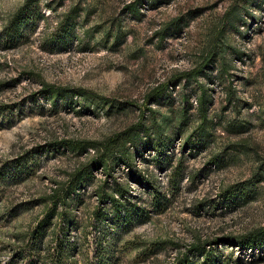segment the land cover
<instances>
[{
	"label": "rangeland",
	"instance_id": "obj_1",
	"mask_svg": "<svg viewBox=\"0 0 264 264\" xmlns=\"http://www.w3.org/2000/svg\"><path fill=\"white\" fill-rule=\"evenodd\" d=\"M25 1L0 0V264L53 208V192L130 128L139 143L172 140L169 158L159 164L145 151L133 168L83 181L68 207L78 264H264V0H40L35 21L4 33ZM66 141L101 150L79 155ZM119 184L130 185L132 211L144 210L130 225L99 199ZM251 234L260 246L228 243ZM51 239L48 230L40 243Z\"/></svg>",
	"mask_w": 264,
	"mask_h": 264
},
{
	"label": "trees",
	"instance_id": "obj_2",
	"mask_svg": "<svg viewBox=\"0 0 264 264\" xmlns=\"http://www.w3.org/2000/svg\"><path fill=\"white\" fill-rule=\"evenodd\" d=\"M39 4L40 0H26L24 5L18 9L16 14L11 19L9 25H7L4 29V33L12 32L19 30L24 27L27 23L31 21H35L39 16ZM70 31L71 29L68 28ZM48 94L51 93L52 97H65V91L47 88ZM164 88L160 86L153 90L147 96V102H155L163 93ZM78 96H83V93H78ZM210 95L207 91H204L200 98V110L203 121L207 122V114ZM56 105V103H55ZM205 124L202 122L201 129ZM201 130V131H202ZM149 133L148 130H146ZM140 137V132L137 129L130 128L125 132L118 134L116 137L110 139L108 142L101 144L103 147L102 153L85 168V170L80 169L72 178L71 182L68 186L60 191H54V201L53 208L49 209L46 213L45 217L37 224V226L28 234L26 238V244L22 246L19 250L15 252L9 264H78L76 261V253L79 254L80 251L76 244V242L71 241V232L72 227L75 225L74 218L72 213L68 210V207L72 206L74 201V197L72 195H76L77 191L83 187V181L86 178H91L93 173L102 169L105 174L111 176L110 173L114 172V168L116 166H121L123 164H127L130 168H133V160L137 157H143V153L145 151H156V156L154 161H157L159 164H163L164 158H169L167 151L170 149V144L172 140H165L166 142L160 139L159 142H156L155 139L150 137L149 140H145V142H137ZM147 137V136H145ZM169 139V137H167ZM62 144L69 147L72 151L77 154H82L86 152L89 148L97 149L98 144L94 142H63ZM129 144H131L129 147ZM188 147V146H187ZM100 151L101 149H97ZM184 159H180L179 164L176 167L172 168V184L176 189L179 186L180 181L184 177V167H183ZM134 171V170H133ZM131 173L132 178L135 181H138L142 187L146 185L145 179L141 178L137 173ZM149 189L154 191V194L158 196L160 194V190L152 186L150 184L147 185ZM173 188V189H174ZM237 186L231 187L225 191L224 194L227 195V198L234 195L235 192H238ZM130 185H118V189H114L113 193H102L99 196V199L104 201L106 199L109 204L115 207L117 211L116 215L112 217L113 221H119L120 224L123 220L129 221L125 222V225H130V220L135 218H141L144 210L140 208V210L132 211V209H136V207L132 206V200L129 199V195L131 194ZM158 206H160V202H156ZM59 206L65 207L61 212H57ZM58 217L59 223L53 227V220ZM96 221L102 222L107 216L104 212L100 211L96 214ZM120 220H122L120 222ZM122 224V223H121ZM111 225H115L111 223ZM48 230L51 233V241L49 244L44 245L40 243L45 234H48ZM264 232V229L261 233ZM232 246L235 245L237 247H241L243 249H250L257 246H260L257 241V235L251 234L250 236L241 238L240 240L230 241L228 242ZM77 249V250H76ZM102 254L107 255V249L101 248ZM194 252L200 253V255L206 256V249L201 247L200 245L194 246ZM109 256V255H108ZM111 257V256H110ZM209 259H207L208 261ZM206 261V262H207ZM204 262V264H206ZM191 260L188 256H184L182 260L178 264H191Z\"/></svg>",
	"mask_w": 264,
	"mask_h": 264
}]
</instances>
